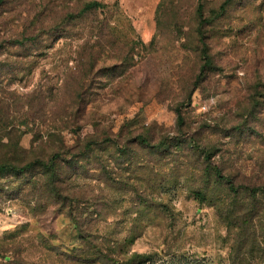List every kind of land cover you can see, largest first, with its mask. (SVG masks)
I'll return each instance as SVG.
<instances>
[{
	"label": "rangeland",
	"instance_id": "obj_1",
	"mask_svg": "<svg viewBox=\"0 0 264 264\" xmlns=\"http://www.w3.org/2000/svg\"><path fill=\"white\" fill-rule=\"evenodd\" d=\"M90 1L0 2V264H264V0Z\"/></svg>",
	"mask_w": 264,
	"mask_h": 264
},
{
	"label": "trees",
	"instance_id": "obj_2",
	"mask_svg": "<svg viewBox=\"0 0 264 264\" xmlns=\"http://www.w3.org/2000/svg\"><path fill=\"white\" fill-rule=\"evenodd\" d=\"M1 1L2 0H0V2ZM229 1L230 0H227L224 4H222L219 10L216 11V13H224L227 4H229ZM104 6L105 3L100 2L98 0H92L86 3L85 9L99 10ZM197 13L199 18L198 32H201L203 30V27L206 24H209V22L205 20L206 17L204 16L202 7H200ZM204 53L206 54V56H210L208 50H205ZM2 132H0V178H3L8 174H14L19 176L24 174L33 175L36 171L39 174L48 175L49 178H52V180L54 179V175H58L60 160L59 153H55L49 160H46L44 158H37L35 160L28 161L25 157L27 149L23 145H21L20 137H17L16 139L13 136L11 137L6 133ZM33 182L36 186L39 184V180L34 179ZM54 182L56 181H51V184Z\"/></svg>",
	"mask_w": 264,
	"mask_h": 264
}]
</instances>
